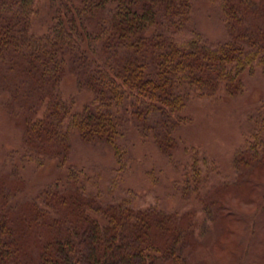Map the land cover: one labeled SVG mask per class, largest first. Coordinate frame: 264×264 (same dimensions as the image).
Here are the masks:
<instances>
[{"label":"trees","instance_id":"obj_1","mask_svg":"<svg viewBox=\"0 0 264 264\" xmlns=\"http://www.w3.org/2000/svg\"><path fill=\"white\" fill-rule=\"evenodd\" d=\"M206 1L219 39L199 27L198 0H0V91L23 131L0 170V264H189L197 212L182 207L220 166L186 144V111L264 73V0ZM69 78L88 99L65 95ZM250 120L238 181L264 168V102ZM78 142L111 161L75 162ZM145 147L155 170L137 162ZM50 163L56 178L28 193ZM140 170L144 191L127 184Z\"/></svg>","mask_w":264,"mask_h":264},{"label":"rangeland","instance_id":"obj_2","mask_svg":"<svg viewBox=\"0 0 264 264\" xmlns=\"http://www.w3.org/2000/svg\"><path fill=\"white\" fill-rule=\"evenodd\" d=\"M198 1L199 27L211 38L223 37L225 28L208 1ZM40 12L39 18L45 13L44 7ZM245 80L242 91L234 94L220 91L209 99L193 101L186 111L192 117L191 123L183 130L186 144L194 145L215 158L220 166V173L210 178L199 195H194L182 207L197 212L193 227L195 242L185 249L189 264H264V168L257 170L246 181H238L242 170L234 165V154L248 133L250 116L255 115L258 106L264 102V73L259 69L253 75L246 74ZM64 91L66 96L73 93L88 99L84 92L77 90L72 78L66 80ZM7 96L0 91V170L7 168L9 155L21 149L22 145V127L10 114L6 105ZM75 147L74 161L77 163L91 165L111 161L108 150H92L80 142ZM183 152L182 147L177 157L181 158ZM137 157V162L144 168L155 170L157 155L154 150L145 147ZM56 167V164L50 163L44 168L32 170L27 176L28 193H36L55 179ZM172 169L170 166L168 170L171 179L182 175V169ZM127 184L141 191L148 189L143 186L146 183L141 170ZM168 189L159 187L163 194ZM221 197L224 204L222 210L214 208ZM169 204L174 205L175 200L170 199ZM207 206L211 212L206 209Z\"/></svg>","mask_w":264,"mask_h":264}]
</instances>
